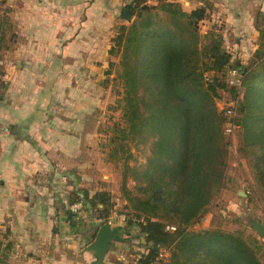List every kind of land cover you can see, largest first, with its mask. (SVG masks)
Segmentation results:
<instances>
[{
    "label": "trees",
    "instance_id": "trees-1",
    "mask_svg": "<svg viewBox=\"0 0 264 264\" xmlns=\"http://www.w3.org/2000/svg\"><path fill=\"white\" fill-rule=\"evenodd\" d=\"M208 9L131 0L125 7L130 18L121 15L126 25L113 28L109 53L119 56L123 124L113 126L108 158L122 155L121 191L129 212L118 231L144 240L146 254L136 264H261L258 249L236 233L190 230L224 184L234 137L256 189L264 193V14L256 18V48L241 63L225 49L222 27L210 22ZM201 23L210 25L205 52L199 49ZM7 28L0 16V48ZM232 70L240 85L230 83ZM227 121L236 126L231 135L223 129ZM130 143L148 146L143 164L129 163ZM128 173L135 195L126 185ZM68 201L81 204L78 214L84 210L100 225L109 223L112 205L105 191H73ZM161 253L167 257L159 259Z\"/></svg>",
    "mask_w": 264,
    "mask_h": 264
},
{
    "label": "crops",
    "instance_id": "crops-1",
    "mask_svg": "<svg viewBox=\"0 0 264 264\" xmlns=\"http://www.w3.org/2000/svg\"><path fill=\"white\" fill-rule=\"evenodd\" d=\"M130 1L73 0L80 19L67 25L69 32L75 28L67 42L61 41L66 24L54 22L51 13L42 9L46 6L26 0L28 7L16 10L25 16V26L14 20L16 37L8 55L0 59V255L8 254L10 264H83L85 259L95 258L92 252L76 251L78 235H72L71 243L66 244L71 232L76 233L71 231L76 229H71L74 216L63 208L67 219L56 217L57 208L65 202L54 184L69 176L61 163L68 158L67 147L76 150V142L79 146L83 139L82 80L84 73L91 76L93 65H97L93 50L100 47L98 32L104 34L109 47L116 18ZM175 1L186 11L204 4L209 7L210 22L222 27L224 47L233 61L244 63L252 55L258 37L256 18L264 14V0ZM63 10L69 13L71 6ZM87 49L92 50L88 56ZM67 78L71 82L67 83ZM75 157L69 156V160ZM73 170L69 174H74ZM67 223L70 231H66ZM118 237L121 242L127 235L118 231Z\"/></svg>",
    "mask_w": 264,
    "mask_h": 264
},
{
    "label": "rangeland",
    "instance_id": "rangeland-1",
    "mask_svg": "<svg viewBox=\"0 0 264 264\" xmlns=\"http://www.w3.org/2000/svg\"><path fill=\"white\" fill-rule=\"evenodd\" d=\"M29 3H38L40 6H46L45 8L42 7V9L45 10L47 14L49 12L51 13L50 17L53 18L54 22L64 23L66 27L69 24L77 23L80 19L78 15H75L73 0L69 3L64 2V0H29ZM69 6H71V10H68L69 13H67L63 9ZM26 7H28L26 0H0V16L6 20L7 26L10 25V29H6L5 40L0 48V59H3V55H5L4 57L8 55L6 52L10 51L9 49L12 48L13 38L16 37L12 32L14 20L15 24L25 26V16L19 15L16 10L17 8H19V10L22 8L25 9ZM58 8H60V10ZM42 9L39 10L43 11ZM54 10L57 11V13L53 12ZM82 17H85V12L82 13ZM116 19L118 23L115 24L113 28L121 23L126 25V21L120 16ZM209 26L208 23H201L199 27V49L204 52L211 41L210 36L206 34ZM68 28L69 27L66 28L67 31L64 32L65 34L61 37V41L63 42H67L72 38L75 28L72 27V31L70 32ZM87 34L89 35L86 37L83 36V40H87L90 35L92 36L95 34V31ZM103 35V33L98 32L97 38L100 41V47L93 50V55L97 56V62L94 64L97 65H93L91 76L85 73L83 75L82 88L84 92V103L81 108L83 111L82 119L85 120V126L82 130L83 139L81 137L82 141H80L81 144L79 143V146H77L78 143L76 142V150L67 147L66 155L68 158L66 160L62 159L61 161L62 166L69 176L62 178L60 183L54 184L56 193L59 194L61 201L65 202L60 203L61 206L57 208L59 211L55 215L56 217L59 215L67 219L64 209L73 212L72 205L77 203H69L68 201V196L73 191L86 190L89 195L105 191L109 194L110 203L112 205L108 215V221L111 227L118 228V225L122 226L118 216L129 212L126 208L127 202L125 196L121 191L124 168L121 154L118 155L120 160L109 159L108 155L112 148L109 139L110 137L116 136L112 131L113 126L116 123L123 124L121 119L122 113L117 102L122 92L121 83L118 78L121 67L119 65V56H115L114 54L110 55L109 50L111 43L109 42L108 47V41L104 42L105 39ZM70 43L71 41L69 44ZM105 50L107 52L104 54ZM90 53H92L91 49L87 52V56L90 55ZM110 64L112 65L110 66ZM83 67L89 69L86 64H84ZM108 69L110 75L106 76L105 71ZM85 71L84 69L83 72ZM88 71L90 72V69ZM95 73L97 74L94 75ZM67 74L73 77L70 71H67ZM67 79V83L72 80L71 78L70 80L69 78ZM237 142L238 139L234 137V146L230 152L223 186L218 190L213 202L209 205L207 213L190 230L220 229L236 233L245 241L251 242V246L258 249L260 263L264 264V237H258L251 227V221L264 224V193L256 189V185L251 178L244 157L237 152ZM129 145L130 151L134 157V160L131 159L129 163L133 165L136 160L135 163L143 164L148 146H135L132 143ZM72 155H76L75 159L69 160V156ZM73 167H75V169ZM70 170L75 171L74 174H69ZM126 185L135 195V182L129 173L127 175ZM73 213H76V215H74V218L72 217L73 226L71 225V229L73 227L76 229H72L71 231L76 230V233L75 235L73 232H71V235L68 234L69 239H67L66 244L71 243L72 235L73 237H77L78 235L79 237H77V239H80L79 246L76 247V251L78 252L80 250H85V248L93 242L101 221L92 219L93 215L89 217L84 210L79 214L77 212ZM67 229L70 231L68 223L66 224V231ZM131 233L135 235L138 233V230L134 228ZM144 245V240L141 242L138 239H129L128 237L121 242L119 241V243L112 241L110 242V249L106 252V255H104L106 258L102 264H136V262L146 254V249L143 248ZM161 255L162 257H167V254L161 253ZM4 259L6 261L4 264H10V262L8 263L10 260L8 254L7 256L3 254L0 255V264H3ZM95 261L96 258L89 257L88 260L85 259L83 261V264H97Z\"/></svg>",
    "mask_w": 264,
    "mask_h": 264
},
{
    "label": "water",
    "instance_id": "water-1",
    "mask_svg": "<svg viewBox=\"0 0 264 264\" xmlns=\"http://www.w3.org/2000/svg\"><path fill=\"white\" fill-rule=\"evenodd\" d=\"M122 17L125 20L130 18L127 10L123 11ZM251 227L258 237H264V224L257 221H251ZM119 240L118 228H113L110 224H103L99 226L93 242L85 248V251L92 252V255L96 258L97 264H102L104 255L111 247L110 242Z\"/></svg>",
    "mask_w": 264,
    "mask_h": 264
},
{
    "label": "built area",
    "instance_id": "built-area-1",
    "mask_svg": "<svg viewBox=\"0 0 264 264\" xmlns=\"http://www.w3.org/2000/svg\"><path fill=\"white\" fill-rule=\"evenodd\" d=\"M230 77H231L230 83L235 84V85H240V81H239L238 77H236L235 71H233V70L230 71ZM0 79H1V75H0ZM219 108H222L221 105L219 106ZM225 111H226L225 114H226V116L228 118H231V117L234 116V112H233L231 107L226 108ZM223 129H224L225 134L231 135L235 131L236 126H235V124L233 122L227 121L226 123H224ZM80 209H81V204L80 203L72 205L73 212H78ZM118 219H119V221L123 222V221H125L126 218H125V215L121 214V215L118 216ZM108 224H110V223H108ZM168 228L170 230L174 229L173 227H168ZM158 258L161 259L162 255L160 254L158 256ZM152 264H155V262L152 263Z\"/></svg>",
    "mask_w": 264,
    "mask_h": 264
}]
</instances>
